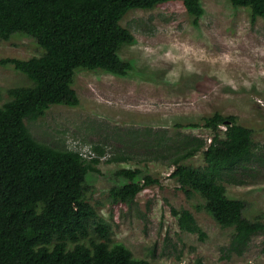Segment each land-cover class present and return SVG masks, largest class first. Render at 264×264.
<instances>
[{
	"label": "rangeland",
	"instance_id": "obj_1",
	"mask_svg": "<svg viewBox=\"0 0 264 264\" xmlns=\"http://www.w3.org/2000/svg\"><path fill=\"white\" fill-rule=\"evenodd\" d=\"M202 5L197 26L181 0L130 10L121 24L136 41L119 50L133 62L128 74L80 69L74 84L79 106L54 104L25 123L38 140L57 147L81 143L109 150V160H100L99 171L88 174V199L110 224V239L137 257L151 264H264V232L245 244L232 243L233 228L193 209L192 203H203L201 196L187 197L168 175L188 140L210 142L206 116L235 115L252 128L253 150L223 169L221 182L229 196L245 201L246 217L264 221V18L252 22L250 8L228 0H202ZM41 53L19 33L0 42V59ZM29 83L23 73L0 64V104L9 98L7 88ZM186 162L202 167L201 150ZM121 168H138L158 182L133 201L114 200L109 190L125 182L116 175ZM171 207L193 210L204 235L181 230Z\"/></svg>",
	"mask_w": 264,
	"mask_h": 264
},
{
	"label": "trees",
	"instance_id": "obj_2",
	"mask_svg": "<svg viewBox=\"0 0 264 264\" xmlns=\"http://www.w3.org/2000/svg\"><path fill=\"white\" fill-rule=\"evenodd\" d=\"M167 1L0 0V42L19 33L42 49L29 58L0 59L30 81L7 88L9 98L0 104V264H151L110 239V224L88 199L87 177L99 171L104 149L92 146L96 157H87L78 149L51 145L38 140L25 119L43 116L54 104L79 106L74 84L80 69L127 75L133 62L121 58L119 50L136 38L122 19L132 9H151ZM181 1L197 26L204 14L202 0ZM228 1L233 7L250 8L252 22L264 18V0ZM203 126L213 134L210 142L188 140L168 175L187 197L193 192L201 196L203 203H192L193 209H203L221 227L233 228L231 242L245 244L264 232V221L244 215L245 201L227 194L220 175L252 153L253 130L235 115L218 111L206 116ZM200 150L204 165L188 164ZM141 173L138 168L117 170L125 182L112 186L109 195L130 202L158 182ZM171 213L181 230L204 235L193 210L171 207Z\"/></svg>",
	"mask_w": 264,
	"mask_h": 264
},
{
	"label": "built area",
	"instance_id": "obj_3",
	"mask_svg": "<svg viewBox=\"0 0 264 264\" xmlns=\"http://www.w3.org/2000/svg\"><path fill=\"white\" fill-rule=\"evenodd\" d=\"M73 148L74 149H78V151L80 152V154L83 155V156L96 157V153L94 152V150L91 147L86 146L84 144L79 143V144H77ZM108 156H109V153L106 151L103 155H101L99 157H100V159L104 160Z\"/></svg>",
	"mask_w": 264,
	"mask_h": 264
},
{
	"label": "clouds",
	"instance_id": "obj_4",
	"mask_svg": "<svg viewBox=\"0 0 264 264\" xmlns=\"http://www.w3.org/2000/svg\"><path fill=\"white\" fill-rule=\"evenodd\" d=\"M106 151L109 153V156H110V152H109V150L107 148L104 150V152H106ZM109 156L107 158H109Z\"/></svg>",
	"mask_w": 264,
	"mask_h": 264
}]
</instances>
